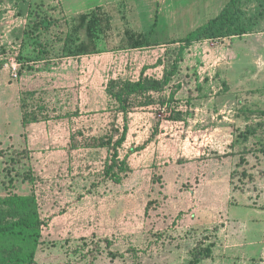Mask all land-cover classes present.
Segmentation results:
<instances>
[{
  "label": "rangeland",
  "instance_id": "obj_1",
  "mask_svg": "<svg viewBox=\"0 0 264 264\" xmlns=\"http://www.w3.org/2000/svg\"><path fill=\"white\" fill-rule=\"evenodd\" d=\"M231 1L0 0V227L20 222L25 242L0 257L24 246L34 264H264V226L251 228L264 223V0L235 6L247 34L195 42L163 91L131 97L119 147H90L123 137L109 82L162 80L180 41ZM92 11L99 51L72 59V17ZM36 18L56 22L43 36L53 54L28 87L34 67L10 68ZM21 113L48 130L28 135Z\"/></svg>",
  "mask_w": 264,
  "mask_h": 264
},
{
  "label": "trees",
  "instance_id": "obj_2",
  "mask_svg": "<svg viewBox=\"0 0 264 264\" xmlns=\"http://www.w3.org/2000/svg\"><path fill=\"white\" fill-rule=\"evenodd\" d=\"M243 0H232L227 6L225 7L224 11L217 17L208 21L204 26L194 30L191 32L187 37L182 39L181 44L183 47L180 49V54L176 62L174 63L171 70H166V73L162 80L152 79L144 77L142 74L141 77L137 81L132 80H124L120 81V85L116 81H110L109 84L106 86V93L107 95L116 102L118 105L117 112L123 115L124 126H123V137L119 141L115 143L110 139L107 141L105 138L100 140V143H94L90 147L95 148H107V149H114L121 145L125 138L126 134L129 130V114L132 108H135L131 97L143 95L149 92H160L169 85L172 78L179 72V62L183 61V54L184 50L191 47L195 42L206 38L208 36L214 35L216 32H221L223 35L227 36L231 35H244L247 34V29L243 25L237 29H234L231 26V20L233 14V10L238 3ZM39 18H36L38 20ZM35 20V21H36ZM34 21V22H35ZM50 18H43L39 19L35 22V28L32 30L24 29V38L22 40L20 56L18 55V62L20 63V70L21 64L25 66V64H29L32 62H39V61H46L47 58H50L53 54V48L49 46V44H44L43 36L46 31H49L53 28L54 24ZM96 22V17L94 11L78 15L77 18L74 19V26L72 28L71 33L67 34V37L64 39L63 42V50L67 52L69 57H79L84 54H91L94 52L99 51L98 47V40L95 38L96 32L103 31V29L98 30ZM32 30V31H31ZM224 31V32H222ZM126 32V31H125ZM129 32V29H127ZM126 32V33H127ZM130 38L134 37H141V33L135 34L131 33ZM60 40H63L61 37ZM71 41V42H70ZM62 42V41H61ZM4 59L3 62H5ZM20 70H19V77H20ZM24 109V108H23ZM25 113V112H24ZM36 120H30L23 115L22 124L23 126H27L31 123H37ZM105 140V141H103ZM102 141V142H101ZM7 153V154H6ZM8 153L3 150H0V160H5L8 158ZM26 157H29V152L25 149L22 151H13L11 153V163H15L24 160ZM118 152L117 150L114 153L113 159L116 160L115 164L119 165ZM117 166V165H116ZM114 170V167L109 168L108 174ZM20 222L13 223L8 226H1L0 227V254L7 252L6 250L9 248L10 245L19 244L22 246L25 242L16 237L15 232L17 231L18 226H20ZM105 242L110 245V241L108 239ZM26 252L24 246L22 247L20 253L17 254L16 260L9 263L8 258L0 257V262L5 264H34V255H23L22 253Z\"/></svg>",
  "mask_w": 264,
  "mask_h": 264
},
{
  "label": "crops",
  "instance_id": "obj_3",
  "mask_svg": "<svg viewBox=\"0 0 264 264\" xmlns=\"http://www.w3.org/2000/svg\"><path fill=\"white\" fill-rule=\"evenodd\" d=\"M79 15V14H78ZM78 15H75L74 17H72L73 18V24H74V19L75 18H77V16ZM72 59H75L76 57H71ZM78 59V58H77ZM44 62H46V61H39V62H32V63H29V65H32L33 67H34V70H33V72H28V73H25V75H23L22 76V78H21V81H24V86H26V85H28V87H30V83L31 82H33L32 80L35 78V76L36 75H38L39 77V79L41 78V76H43V74H44V71H43V67H44ZM43 66V67H42ZM42 67V68H41ZM40 68V71H38V69ZM46 73V72H45ZM45 76H46V74H45ZM29 80H30V82H29ZM77 85L78 86H80V85H84V82H85V79H77ZM91 83H92V81H91ZM85 85L87 86V85H89L88 83H86L85 82ZM92 85V84H91ZM21 87H20V89L22 88V86L23 85H20ZM90 86V85H89ZM16 90V89H15ZM105 92V91H104ZM86 93L88 94V95H91V94H95L94 93V91L93 90H91V89H89V90H87L86 91ZM19 95H21V93L19 92ZM91 96H93V95H91ZM2 115L4 114V112H2L1 113ZM7 116V117H6ZM9 116H10V118H11V115L9 114V115H6L5 114V118L7 119V118H9ZM83 117V116H82ZM22 120H23V113H21V115H20V117H19V123H20V121H21V127H22V129L25 131V132H28V135H29V133L30 134H32L33 132H35V131H37V130H45V131H47L48 130V124H50L49 122H44V123H31V124H28L27 126H23V124H22ZM129 127H130V125H129ZM29 137V136H28ZM26 143V142H25ZM28 143H29V138H28ZM28 143H26V146H28V145H30V143L28 144ZM28 148L29 149H31V147L30 146H28ZM236 210H238V209H235V208H233V212H235ZM262 211V210H261ZM252 212V211H251ZM262 212H264V211H262ZM254 227H251V228H253V229H259V228H262L263 226H264V223H261V224H259V223H256L255 225H253ZM261 238V237H260Z\"/></svg>",
  "mask_w": 264,
  "mask_h": 264
},
{
  "label": "built area",
  "instance_id": "obj_4",
  "mask_svg": "<svg viewBox=\"0 0 264 264\" xmlns=\"http://www.w3.org/2000/svg\"><path fill=\"white\" fill-rule=\"evenodd\" d=\"M19 68H20L19 63L18 64L14 63V62L12 63L10 69H11L12 77L14 79H19Z\"/></svg>",
  "mask_w": 264,
  "mask_h": 264
}]
</instances>
